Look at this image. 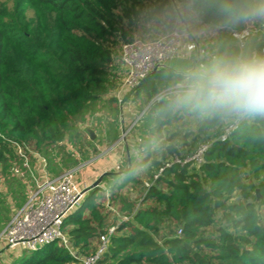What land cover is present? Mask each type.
Instances as JSON below:
<instances>
[{"label": "trees", "instance_id": "16d2710c", "mask_svg": "<svg viewBox=\"0 0 264 264\" xmlns=\"http://www.w3.org/2000/svg\"><path fill=\"white\" fill-rule=\"evenodd\" d=\"M173 1L0 0V174L11 178L13 163L20 161L19 148L43 154L54 176L65 158L75 167L80 159L67 139L80 158L90 159L95 140L80 120L100 112L95 110L99 102L108 108L107 136L115 140L120 136L121 104L132 101L138 112L148 106L137 124L136 145L138 166H151L143 180L131 162L109 187L107 201L102 187L86 193L62 225L73 251L55 240L13 264H83L113 226L108 249L95 264H264V117L245 118L226 141L214 140L197 163L187 158L198 147L189 155L172 142L173 133L166 150L156 146L165 128L184 114H206L177 106L175 93L156 97L178 84L186 86L199 69L183 73L166 66L142 80L121 104L113 94L119 86L113 71L117 47L135 38L142 21L173 30ZM192 1L205 21L218 22L219 53L225 55L217 59L231 57V50L232 56L254 55L255 47L249 49L247 42L241 49L232 36V29L242 27L229 24L236 22L221 12L224 0ZM234 118L206 115L194 140L203 133L205 142L212 129L218 132L215 138ZM21 183L19 206L26 200ZM133 187L141 191L139 199L123 193ZM4 203L0 199L1 227L11 219Z\"/></svg>", "mask_w": 264, "mask_h": 264}, {"label": "built area", "instance_id": "2783aa9c", "mask_svg": "<svg viewBox=\"0 0 264 264\" xmlns=\"http://www.w3.org/2000/svg\"><path fill=\"white\" fill-rule=\"evenodd\" d=\"M259 32L264 31L252 26L244 27L241 30H231L232 36L236 38L241 49L245 46L247 38ZM182 36L178 29H173L153 39L135 37L132 41L123 42L117 47L115 59L124 71L118 94L115 95L120 103L127 93L134 92L142 80L152 72L166 67L168 63L180 56ZM262 36L260 55H264V35ZM181 87L182 85H177L173 89L164 90L156 98L161 99L170 93L180 92ZM145 110L136 113L132 127L137 125ZM101 115H103L101 112L88 113L82 126L84 128L91 126L94 124V120H97ZM244 119L236 117L230 120L219 135L215 138L210 137L201 143L187 160L202 162L203 155L212 142L214 140L226 141L239 128ZM121 141L123 140L120 138L118 142ZM18 152L20 161L13 163L11 176L23 179L26 185V200L21 206L14 209L11 219L0 230V242L10 248L35 251L52 241L60 240L73 251V245L62 230V225L77 210L87 193L79 183L77 170L85 168L88 161L72 169H67L58 176L47 172L44 177H39L32 162L33 153L38 152L27 153L22 148H19ZM93 161L94 158L90 159L89 164ZM157 176L158 173L155 174V177ZM115 229L116 226H113L101 235L97 250L94 254L86 257L83 264H95L103 256Z\"/></svg>", "mask_w": 264, "mask_h": 264}, {"label": "clouds", "instance_id": "9594fccd", "mask_svg": "<svg viewBox=\"0 0 264 264\" xmlns=\"http://www.w3.org/2000/svg\"><path fill=\"white\" fill-rule=\"evenodd\" d=\"M221 12L234 22L264 21V0H224ZM175 103L206 115L264 117V55H234L202 66Z\"/></svg>", "mask_w": 264, "mask_h": 264}, {"label": "rangeland", "instance_id": "374dc122", "mask_svg": "<svg viewBox=\"0 0 264 264\" xmlns=\"http://www.w3.org/2000/svg\"><path fill=\"white\" fill-rule=\"evenodd\" d=\"M218 20H219V17L218 18L217 17L214 18V21L215 22L218 21ZM229 22H232V21H229ZM216 23L218 24V22H216ZM229 24H231L233 26H236L237 28L238 27L239 28L242 27V29L244 27H247V26H252L255 29H261V30L264 31V21H261V20H254V21H251V22H248V23L236 22V23H229ZM229 24H227V25H229ZM136 30L137 31H135V33H136L135 37H139L141 39H153V38H156L157 36H162L165 33L171 31V30L169 31L168 29H165L164 27L162 28L161 26H159L158 24H156L154 22H147V21L140 22L138 24ZM263 33L264 32H259L258 33L259 37L257 39H252L253 37L251 36V37H249V38H247L245 40L246 43L248 42L250 44V48L249 49H253V47H255V49H253L254 50V54H259L260 55V53H258V49H259V47H261L262 38H263L262 35H264ZM228 34H229V31L226 33V35L229 36ZM228 45H230V44H228ZM213 52H214V50H212V48H211V50L209 49V55H212ZM234 52H235V50L229 51L230 56H232L234 54ZM255 52H257V53H255ZM180 59L181 58H176L173 61H171L169 64L173 65L174 67H176V66H183V67L188 68L190 70L198 69V65L195 64V59H193V58H186V57H184L181 60ZM214 61H215V59H214ZM178 85H181V84H178ZM176 86H174V87H176ZM170 89H173V87L172 88H169V89H166V90H170ZM170 94H173V93H170ZM175 94L178 95L179 92H177ZM119 104H121V103H119ZM99 109L102 110L100 112L103 114L102 115L103 118L100 119V120H102L103 122H101L99 119H97V120H94V124H92L91 126L86 127V128H83L82 127V129H84V131H86L87 134H89L90 131H93V132H95V134L98 135V137L97 136L96 137L95 136L93 137V139L95 140L93 144H94V147L96 148V150H94V148H93L92 157L90 159L95 158V157H101V156L103 157V156H106V155H110L111 153H113V151H115V152L118 151L117 146H116L118 142H116V141L118 139H120V138H121V140H124L125 138L127 139L130 136V134L136 135L137 137L139 136V134H138L139 133V128H138L139 126L136 125V126H133L132 127V124H133L134 119H135V117H134V119L132 121L128 122L126 124V126L121 125L122 132L120 133V136H119L118 139H116V140L115 139H111V137L109 136V134L107 136L108 127H109L108 126V123L111 121L110 120V115L108 113V108L106 106H103V104H101V102H99L98 105L96 106V109L95 110H99ZM122 109H123L124 112L127 111L128 104L126 102H125V104H123V108ZM145 109H146L145 110V112H146L148 110V106H146ZM141 112H138L137 111V113H141ZM144 114L145 113H143V115ZM205 116L206 115H203L201 117L195 118V117H192V116H190L188 114H184V117L180 121L175 122L173 124H170V125H168L165 128V130H164V136L160 140L159 144L156 146V149L158 151H161V152L163 150H166L167 149L166 145H168L169 137L173 133L174 140L172 142L177 141L176 143H178V145H180L181 147H184L187 150L186 152L189 153V155L192 154L193 153V150H194V147H198V145L201 142H203L204 139H205V137L207 136V135L201 133L199 135V137L197 138V140H194V138H193L194 134L196 132H198L199 124H200V122L204 121ZM85 117L80 120L81 121L80 122L81 124L86 121L85 120L86 119ZM140 120H139V122H140ZM186 133H187V135H186L185 139H183V136ZM216 134H218V132H217L216 129H212L209 132V135L211 137L214 136V135H216ZM138 140H139V137H138ZM67 141H68V147L71 150V152H73L74 154H76V156L80 159L78 165L79 164L86 163L88 161L87 162V165L85 166V168H81V169H78L77 170V175H78L79 183H80V185L82 187H85L86 186L85 185V183H86V177L87 178L91 177V173H90V171H88L89 167L92 166L91 164H89V160L90 159H82V158H80L79 152L77 151V149L75 147H73L71 141H69L68 139H67ZM162 145H164L165 148H163ZM107 150H109V151H107ZM130 158H131L130 160L132 162L133 167H139V169L137 170V174L140 176V178H142L143 180L144 179H148V176H149V174H148L149 172L148 171L150 170L151 166L148 163H146V164L144 163V165L142 167H141V165L138 166L139 163H140L139 162L140 160L138 159L139 157L133 156V154H131V157ZM168 158H170V156H168L167 159ZM117 161H119V163L117 165V168L114 169V170H117L118 171V174H121V172L124 171L125 168H126V166H127V164H126L127 161H126V159L124 157H122V158H119L118 157L117 158ZM61 165H62V167H61ZM78 165H76L75 167H77ZM72 166L73 165L69 161H67L66 158H65V160L62 161V163H60V166L57 167V169H56L57 172H55V174L58 175V174H61L66 169H72V168H74ZM107 175L108 174L105 173L104 176H103V178H102V180H101V182L98 183L99 188L102 187L101 188L102 189V193L104 195H106V199L104 201H107L109 199V195H110V192L108 190L109 187H111V185L114 182H116L117 180H119V178L115 177V175H113V176H107ZM104 177H105V179H104ZM10 179H11V182L13 183V185H16L15 188L21 190V188L19 186V184L21 182L15 180L13 176H11ZM109 179L110 180L111 179L113 180L112 183H110ZM88 183H90V182L88 181L87 184ZM21 185H22V183H21ZM136 188L135 187H133V188H125V189H123V193L125 195H129L130 197H132V199H139L141 197V191L139 190V188H137V189ZM25 189L26 188L24 187V185H22V194H24V197H26L25 196V193H26V190ZM237 197H238V194H237ZM237 197H235L234 199H237ZM4 202H5L4 203V209H5L4 211H5V213H7V214L9 213L10 216H12L14 210L13 211L11 210V207H9V204H8L7 201H4ZM120 207L121 206L119 204H115L114 205V210L120 212ZM115 213L116 212H114V214ZM4 226L3 227L0 226V229L2 230L4 228ZM70 226H71V224L69 222L68 223V228H70ZM208 230L209 231L213 230V227L208 228ZM17 250L20 253L19 257L16 260L17 263L20 261V259H21L22 256L30 254V251H28L26 249L24 250V249L17 248Z\"/></svg>", "mask_w": 264, "mask_h": 264}, {"label": "crops", "instance_id": "0c3cea01", "mask_svg": "<svg viewBox=\"0 0 264 264\" xmlns=\"http://www.w3.org/2000/svg\"><path fill=\"white\" fill-rule=\"evenodd\" d=\"M173 6L176 14L174 29H178L183 35L181 38V53L178 58L181 59H183L184 57L193 58L195 59V64L198 65V69H200L202 66L206 65L207 63L209 64L210 61L213 62L214 59L216 60L218 56L221 57L225 55L224 52L219 53L221 38H222L219 25H217L213 21L211 22L205 21L202 18L201 13L198 12L193 6L192 0H180V1L175 0L173 1ZM211 48L212 50H214V52L212 53V55H209V49L211 50ZM167 66L175 69L178 72L188 73L191 71L190 69L185 68L183 66L174 67L169 63ZM113 71L116 74V79L120 86L124 71L120 63L117 61V59H115ZM119 86L113 92L114 95L118 94L120 88ZM126 103L128 104V109L126 112H124L122 109L123 105L120 106V119H119V128H118L119 133L122 132L121 125L126 126L128 122L134 119L138 111L137 105L134 102L128 101ZM90 133L92 135L91 131ZM94 136L96 137L95 132H94ZM137 139L138 137L133 134H130V136L127 139L121 141L120 143L118 142L119 141L118 139L116 141L118 142L117 145L118 151L116 152L113 151V153H111L110 155H106L103 157L102 156L95 157L94 161L91 163L92 166L89 167L88 169V171H90L91 173V177L89 178L86 177V183H85L86 186L83 188L84 189L90 188L94 183V181L97 180L101 175H103L106 172L108 173L107 176H113L115 173L116 174L115 177H117L119 175L118 171L114 169L117 168V165L119 163V161H117L118 157L119 158L124 157L126 159L127 166L125 170L128 169L131 163L130 160L131 154H133V156L136 157L138 156L137 145H136ZM32 162L34 165V169L39 177H44L46 173L49 172L48 163L43 154L33 153ZM19 179L24 184L23 179L21 177H19ZM88 181L90 183L87 184ZM109 181L110 183H112L113 180L109 179ZM15 186L16 185H13V183L11 182L10 177H8L7 175L0 174V199L2 201H7L12 211L19 207L18 203L20 202L19 189L15 188ZM24 187L26 188L25 184ZM19 255L20 253L17 250V248H10L5 243L0 242V264H13L17 260Z\"/></svg>", "mask_w": 264, "mask_h": 264}, {"label": "water", "instance_id": "95a60500", "mask_svg": "<svg viewBox=\"0 0 264 264\" xmlns=\"http://www.w3.org/2000/svg\"><path fill=\"white\" fill-rule=\"evenodd\" d=\"M92 132V135L94 136V132L93 131H91ZM105 174V173H104ZM104 174L102 175V176H100L93 184H92V186L90 187V188H87L86 190H85V192H88L91 188H93V187H95V186H98V183L99 182H101V180H102V178H103V176H104ZM106 174H108L107 172H106ZM257 194L259 195V190H257Z\"/></svg>", "mask_w": 264, "mask_h": 264}]
</instances>
